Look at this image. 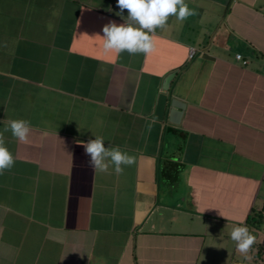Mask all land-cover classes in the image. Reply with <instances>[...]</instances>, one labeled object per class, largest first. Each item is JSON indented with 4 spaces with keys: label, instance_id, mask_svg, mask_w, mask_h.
<instances>
[{
    "label": "crops",
    "instance_id": "obj_1",
    "mask_svg": "<svg viewBox=\"0 0 264 264\" xmlns=\"http://www.w3.org/2000/svg\"><path fill=\"white\" fill-rule=\"evenodd\" d=\"M186 3L196 15L131 56L103 50L116 0H0V131L31 122L27 143L4 133L0 264H264V222L250 258L230 238L264 216V0ZM96 136L136 163L94 171Z\"/></svg>",
    "mask_w": 264,
    "mask_h": 264
},
{
    "label": "clouds",
    "instance_id": "obj_2",
    "mask_svg": "<svg viewBox=\"0 0 264 264\" xmlns=\"http://www.w3.org/2000/svg\"><path fill=\"white\" fill-rule=\"evenodd\" d=\"M116 3L119 9L117 15L124 19L123 13L126 11L127 16L124 23L118 24L110 20L103 25L101 32L106 54L111 52L119 55L126 52L131 56L150 55L155 50L153 34L157 29H166L170 17H175L182 26L184 21L197 14L194 9L189 8L186 0H116ZM9 131L16 140L27 143L31 134V122L24 119L10 120L3 131H0V175L11 170L15 164V157L6 147L4 133ZM81 143L89 166L96 172L109 173L112 169L116 174H123L125 168L136 163L135 156L122 151L118 146L106 147L102 136ZM230 238L235 242L237 251L245 258H250L248 253L256 242V236L247 226H234Z\"/></svg>",
    "mask_w": 264,
    "mask_h": 264
},
{
    "label": "water",
    "instance_id": "obj_3",
    "mask_svg": "<svg viewBox=\"0 0 264 264\" xmlns=\"http://www.w3.org/2000/svg\"><path fill=\"white\" fill-rule=\"evenodd\" d=\"M175 75V72H172L168 74L162 84V92L159 94L158 99H157V104L155 107V112H154V117L156 119H163L164 113H165V108L167 105V92L170 87V83ZM169 105V110H168V120L169 122L173 124H178L182 110L185 107V104L182 103L180 100L176 98H171L168 102Z\"/></svg>",
    "mask_w": 264,
    "mask_h": 264
},
{
    "label": "trees",
    "instance_id": "obj_4",
    "mask_svg": "<svg viewBox=\"0 0 264 264\" xmlns=\"http://www.w3.org/2000/svg\"><path fill=\"white\" fill-rule=\"evenodd\" d=\"M264 222V216L261 213H257L254 210L251 211V214L248 215L246 221H245V226L247 228L251 227H258Z\"/></svg>",
    "mask_w": 264,
    "mask_h": 264
},
{
    "label": "built area",
    "instance_id": "obj_5",
    "mask_svg": "<svg viewBox=\"0 0 264 264\" xmlns=\"http://www.w3.org/2000/svg\"><path fill=\"white\" fill-rule=\"evenodd\" d=\"M191 52H192V51H191ZM235 59L241 61L242 64H246V63H247L246 60H243V59H242V57H241L240 54H236V55H235ZM261 258L264 259V252L262 253Z\"/></svg>",
    "mask_w": 264,
    "mask_h": 264
}]
</instances>
